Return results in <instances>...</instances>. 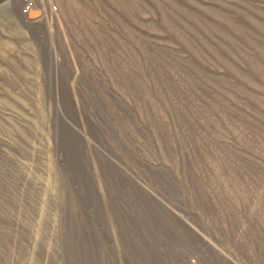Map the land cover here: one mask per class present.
Masks as SVG:
<instances>
[{
    "label": "rangeland",
    "instance_id": "obj_1",
    "mask_svg": "<svg viewBox=\"0 0 264 264\" xmlns=\"http://www.w3.org/2000/svg\"><path fill=\"white\" fill-rule=\"evenodd\" d=\"M0 264H264V0H0Z\"/></svg>",
    "mask_w": 264,
    "mask_h": 264
}]
</instances>
